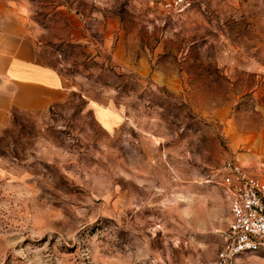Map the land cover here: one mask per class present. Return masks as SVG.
<instances>
[{"label": "rangeland", "instance_id": "374dc122", "mask_svg": "<svg viewBox=\"0 0 264 264\" xmlns=\"http://www.w3.org/2000/svg\"><path fill=\"white\" fill-rule=\"evenodd\" d=\"M12 1L72 88L0 127V264H208L219 169L264 164V0Z\"/></svg>", "mask_w": 264, "mask_h": 264}, {"label": "crops", "instance_id": "0c3cea01", "mask_svg": "<svg viewBox=\"0 0 264 264\" xmlns=\"http://www.w3.org/2000/svg\"><path fill=\"white\" fill-rule=\"evenodd\" d=\"M26 6L0 0V127L14 111L43 110L64 101L72 86L36 59L26 40Z\"/></svg>", "mask_w": 264, "mask_h": 264}, {"label": "built area", "instance_id": "2783aa9c", "mask_svg": "<svg viewBox=\"0 0 264 264\" xmlns=\"http://www.w3.org/2000/svg\"><path fill=\"white\" fill-rule=\"evenodd\" d=\"M219 171L229 218L223 244L208 264H229L240 254L264 252V164L255 168L231 159Z\"/></svg>", "mask_w": 264, "mask_h": 264}]
</instances>
